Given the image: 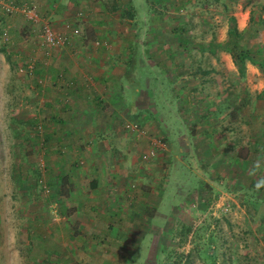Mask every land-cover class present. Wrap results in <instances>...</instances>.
Wrapping results in <instances>:
<instances>
[{"label": "crops", "instance_id": "crops-1", "mask_svg": "<svg viewBox=\"0 0 264 264\" xmlns=\"http://www.w3.org/2000/svg\"><path fill=\"white\" fill-rule=\"evenodd\" d=\"M35 5L38 15L48 17L67 38L64 48L51 53L41 74L53 86L41 111L52 112L58 120L40 137L35 173L23 165L0 169V208L4 205L13 213L10 223L0 216V264H75L99 257L83 252L79 242L100 240L112 224H124L129 216L125 201L131 206L137 194L140 205H150L146 194L135 188L148 170L156 173L161 166L141 165L140 150L133 148L123 126L136 121L156 129L158 124L183 121L168 97L175 87L168 83V64L190 61L188 54L175 52L177 45H219L226 40L228 24L220 28L211 15L219 16L227 5L221 0H35ZM193 15L208 40L175 39L172 46L168 23L181 22L189 31L185 24ZM240 16L236 29L243 32L248 16ZM19 19L4 21L5 33L13 36L16 29L28 34L25 39L39 33L37 24ZM64 22L78 34L64 30ZM5 40L6 46L12 44L9 37ZM59 75L62 79L55 81ZM165 133L172 135L170 129ZM175 155L180 160L187 156L182 149ZM133 180L135 186L125 187ZM20 217V222L15 220ZM142 235L129 230L126 238L134 247ZM44 249H53L56 256H46Z\"/></svg>", "mask_w": 264, "mask_h": 264}, {"label": "rangeland", "instance_id": "rangeland-1", "mask_svg": "<svg viewBox=\"0 0 264 264\" xmlns=\"http://www.w3.org/2000/svg\"><path fill=\"white\" fill-rule=\"evenodd\" d=\"M221 1L227 7L219 16L211 15L213 22L222 28L229 25L231 17L236 25L241 13L244 19L250 17L247 24L253 27L241 43L250 52L257 44L264 60V0ZM13 16L24 22L21 15L7 14L0 7V169L23 165L35 173L40 137L58 119L52 112L41 111L48 104V89L53 87L41 76L49 59L32 53L36 32L29 39L16 29L13 36L5 33L4 21ZM180 23H168L172 46L175 39L181 43L208 40L200 33L203 26L195 15L185 24L189 31ZM8 37L12 44L6 46ZM212 40H216L213 33ZM224 41L209 46L177 45L175 52L188 54L190 61L169 62L168 83L175 87L168 97L180 109L183 121L171 126L158 124L156 129H150L149 123L126 122L137 124L146 137L159 138L165 144V150L153 158L140 159L144 168L161 166L156 173L148 170L135 188L146 194L150 205H140L142 201L135 200L137 194L131 206L125 201L124 211L132 217L125 216L124 224H112L100 240H80L79 249L99 257L89 256L75 264H264V97L260 94L264 68L258 71L245 62L240 75L231 56L222 51ZM29 63H33L31 70H18ZM58 78L55 81L62 76ZM168 129L172 135L165 133ZM193 135L197 141L190 138ZM127 136L141 156L147 148L146 139L139 142ZM179 149L187 154L182 160L175 155ZM158 159L162 165L156 164ZM130 184L137 182L125 187ZM0 212L1 220L10 223V208L2 205ZM129 230L143 234L137 246L128 242ZM44 252L56 256L53 249ZM22 257L28 259V254L23 252ZM32 258L30 255V261Z\"/></svg>", "mask_w": 264, "mask_h": 264}, {"label": "built area", "instance_id": "built-area-1", "mask_svg": "<svg viewBox=\"0 0 264 264\" xmlns=\"http://www.w3.org/2000/svg\"><path fill=\"white\" fill-rule=\"evenodd\" d=\"M0 7L7 14L21 15L25 21L31 24H38L39 33L37 35L35 49L32 50V53H34V55H38L40 59H49L54 50H60L66 45L67 38L65 34L57 31L48 18H41L38 15L35 0H26L21 4H13L12 2L0 0ZM62 28L69 31L72 35L78 34V29L71 26L68 22H64L62 24ZM32 67L33 63H29L25 66H19L18 70L23 68L31 70ZM37 82L40 86L43 85L44 87L42 79H39ZM44 91L46 90L43 88V92ZM123 129L126 134L132 135L136 141L142 142L146 139L147 148L140 156L141 161L145 162L156 156L157 153L165 150V144L161 139L152 136L146 137L144 131L139 126L132 123H125Z\"/></svg>", "mask_w": 264, "mask_h": 264}, {"label": "trees", "instance_id": "trees-1", "mask_svg": "<svg viewBox=\"0 0 264 264\" xmlns=\"http://www.w3.org/2000/svg\"><path fill=\"white\" fill-rule=\"evenodd\" d=\"M249 21L250 17H248V22ZM248 24L243 32H239L236 29L234 18L231 17L226 32V40L220 45L222 51L231 56L234 66L240 75H243L245 71V62H248L254 66L258 71H262L264 68V60H262L263 54L256 47L257 44L252 46L253 52H250V50H246L241 43L244 35L248 34L253 27L252 25L249 26ZM260 94L264 97V87L262 88Z\"/></svg>", "mask_w": 264, "mask_h": 264}]
</instances>
